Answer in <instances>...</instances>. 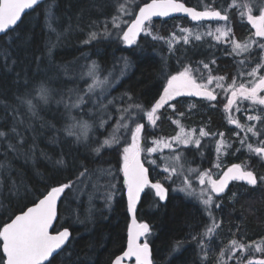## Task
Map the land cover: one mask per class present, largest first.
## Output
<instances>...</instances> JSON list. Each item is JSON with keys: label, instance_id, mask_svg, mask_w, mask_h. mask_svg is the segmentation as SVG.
<instances>
[{"label": "trees", "instance_id": "obj_1", "mask_svg": "<svg viewBox=\"0 0 264 264\" xmlns=\"http://www.w3.org/2000/svg\"><path fill=\"white\" fill-rule=\"evenodd\" d=\"M135 1L136 12L148 0ZM182 1L202 9L198 6L199 0ZM221 2L217 0V3ZM115 4L116 0H45L22 17L14 32L0 37V128L7 131L14 123L23 120V124L17 123V128L24 137L19 153H13L0 144V162L4 161L7 150L10 164V167H0V229L13 216L41 198V193L50 187L76 181L83 171L82 165L91 174L90 178L84 179L83 187L74 185L72 189H66L61 197L54 231L68 227L71 238L59 255H55L52 264H112L127 245L130 217L123 173L119 171L122 167L119 153L115 149H105L97 156L91 150L110 129L107 125L99 130L94 127L89 139L83 142H76L75 137L68 136L63 130L71 121L64 103L57 101L62 97L67 101L69 95L76 92L85 94L91 83V79L84 75L87 67L95 61L102 66L105 74L114 71L112 77L118 79L106 95L101 97L99 92H95L91 96L102 99L105 104L115 97L119 106L123 103L119 98L130 93L133 99L149 108L162 95L166 84L165 73L175 74L182 65H190L194 75L199 69L206 76L208 70L203 68L202 61L209 64L213 76H225L230 83L237 74V61L244 58L229 55L228 44H221L208 36L201 41L190 37L187 44L181 40L170 49L166 40L178 31V27L197 28L198 22H192L187 17L152 20V35L142 34L131 47L114 36L85 43L91 31H96L98 26L102 29L100 22L110 20L115 14ZM94 21L97 22L95 25ZM220 22H199V31H207V25L214 27ZM240 24L237 15L230 13L235 38L243 41L252 32ZM154 36L165 39H153ZM5 51L10 54L7 66L3 58ZM125 59L128 61L126 69ZM212 60L215 64H211ZM197 80L202 81L203 77L198 76ZM41 81L51 90L47 104L37 95L36 89ZM89 97V94L84 95L88 103L71 109V115L94 124L99 113L93 108L91 115L88 114V109L92 107ZM28 99L37 104L36 116L28 111L24 102ZM170 104H174L175 113H183V117L175 115L173 109L166 105L161 109L163 115L157 121L156 129L145 125L146 133H155V137L149 136L150 140L172 134L176 130L173 121L178 118L184 126L194 127L198 132L205 128L212 133L221 130L233 133L231 129L234 125L227 122L224 108L215 101L181 96ZM247 107L249 103L245 102L242 109ZM108 108L113 113L112 123L117 114L112 104ZM210 141V138H205L201 150L192 146L177 150L184 151L192 161V167L206 169L213 154ZM235 142L239 143L238 140ZM13 143H16L15 137ZM200 151H203V156ZM244 151L236 152L235 159L239 156L250 158L256 173L264 175V162ZM169 154V150L162 153ZM60 159H63V165L55 163ZM109 167L116 177L110 209L105 207L100 192H94L92 187L98 178L96 169ZM149 171L151 177L157 175L151 169ZM100 182L104 183L102 178ZM165 187H169L166 201H160L154 196V191L146 189L137 205V218L149 223L152 228L148 243L152 246L153 263L212 264L209 257L203 256L198 242L191 239L193 235L199 236L207 226L208 216L203 205L181 191H173L175 184H165ZM234 192L235 197L232 196ZM232 193L224 198L223 207L216 210L215 215L223 220L218 237L224 242L231 234L238 240L243 235L246 242L264 241V190L259 186L253 188L236 183ZM90 195L94 196L91 204L98 210L94 216L87 214ZM73 209L78 212V218L72 215ZM178 242L179 249L173 251ZM256 254L264 256V253ZM229 264H235V260Z\"/></svg>", "mask_w": 264, "mask_h": 264}, {"label": "snow or ice", "instance_id": "obj_2", "mask_svg": "<svg viewBox=\"0 0 264 264\" xmlns=\"http://www.w3.org/2000/svg\"><path fill=\"white\" fill-rule=\"evenodd\" d=\"M39 2L40 0H0V33L7 36L10 32H14L26 10L33 9ZM134 3L135 0H123V2L116 0L115 14L110 20L100 22L103 25L102 29L98 26L96 31H91L85 43H90L98 38L114 36L131 46L137 43V39L142 33L152 35L153 17H169L174 13H183L191 21L198 22L197 28L182 27L180 36L173 32L171 37L166 40L169 48L171 49L181 40L185 44L190 43V37L195 41H201L205 36L212 37L221 44L229 45V55L244 57L237 61V74L229 83L225 76H213L208 63L201 61L203 68L208 70L206 76H203L199 69L195 70L197 75H194V70L190 65H182L175 74L165 73L166 84L163 86L162 95L149 108H145L143 104L133 99L130 93H125L119 98L120 101H123L119 106L116 105L115 97L105 104L102 99L90 96L92 107L88 109V114L91 115L93 108L99 113L94 124H90L82 117L72 116L71 109L80 108L81 105L88 103L84 95L95 93L96 89L100 88L102 97L106 95L107 88L110 87L109 78L112 74L110 72L105 74L102 66L93 61L84 74L91 79L85 94L81 95L76 92L75 95H69L67 101L63 97L57 101V103H64L71 121L63 130L68 136L75 137L76 142H83L89 139V133L93 132L94 127L99 130L107 125L110 131L107 132L103 140L96 141L97 146L91 150L99 156L105 149H115L122 161L119 171L123 173V185L126 186L127 208L131 213V225L128 228L127 248L121 255L115 257L113 264H125L126 261H133V259L134 264H153L152 252L148 243L152 228L147 222L137 221V205L140 203L141 194L145 192V189L154 191V196L158 197L160 201H166L169 187H165V184L169 186L175 184L176 187L172 189L173 191H181L188 198L195 199L204 206L205 213L211 223L199 236L193 235L191 239L198 242L203 256L207 258L212 250L217 229L222 223L213 216L214 208L218 209L221 206V202L217 198L228 189L229 184L233 181H243L248 186L253 188L259 186L264 190V175H258L247 162L243 165L233 163L226 171L222 170L220 157L226 155L228 149L232 147V144L225 139L223 132L212 133L201 128L197 134L195 128L185 130L181 126L178 134L170 139L152 138L150 140L149 136L155 137V133H146L145 125L147 124L149 129L155 128L157 121L163 115L161 109H164L165 105L173 109L175 115L183 117L184 114H176L175 105L169 103L177 97L196 96L212 102L217 100V95L222 94L226 99V102L221 101V103L224 104L227 122L240 130L235 133L240 137V147L236 148L235 152L246 148L248 153L264 161V74H261L264 71V0H239V2L231 0L227 7L224 6L227 0H222L221 3H217V0H208V2L199 0L198 6L202 10H197L196 6L188 7L179 0H151L150 3H144L142 7H138V15H133L130 9ZM232 9H237L239 17L242 20L246 19L251 28L255 30L243 41L235 38V33L230 25ZM254 10H257L258 14L254 15ZM124 16H130L131 19L125 20ZM206 20L223 21L224 24L215 28L207 25V31H199V22ZM96 23L93 22L94 25ZM109 24H111V28H109ZM122 25H127L126 30ZM52 30L55 31V29ZM153 39L164 40L165 38L154 36ZM9 55L5 51L3 58L6 66ZM211 64H215V60H212ZM127 67L128 61L125 59L124 68ZM198 76L203 77L202 82H197ZM217 89L220 90L219 93ZM36 91L39 100L47 104L51 94L47 85L41 81ZM245 101L250 104L248 108H243V111L248 112L250 108L257 113L246 115V120L254 123L241 124L234 115V113L242 111ZM24 102L27 103L31 115L36 116L37 104H34L32 99ZM109 104L113 105L117 114V119L112 123L110 121H112L113 113L109 111ZM168 118L171 119V117ZM173 122L177 125L180 124L179 118ZM17 123L23 124V120L14 123L7 131L0 128V144L5 145L6 149L13 153H19L24 144V137L18 131ZM241 133H243L242 136ZM249 134L256 139L255 145L248 142ZM13 137H15L16 143H13ZM205 138L215 141L216 162L212 168L192 167V161L188 159L184 151L177 149H187L188 146H192L196 150H201L202 141ZM165 149L169 150V155H162ZM7 150L4 161L0 162V167H10ZM200 155L203 156V151H200ZM55 163L63 165L64 161L60 159ZM82 167L83 171L79 173L76 181L50 187L45 193H41L43 198H38V202H35L32 207H28L22 214L15 215L14 219L2 225V229H0V242H2L0 264H52L55 259L54 254L59 255V250L64 247L71 236V232L66 227L56 231L55 234L51 231L54 224L58 222L57 205L66 189H72L74 185L81 188L84 186V179L90 178L91 174L87 167L83 165ZM150 169L157 174L155 177L150 176ZM213 169L216 170L215 173ZM96 173L98 178L92 185L93 190L100 192L105 207L110 209L111 201L115 195V173L111 167L98 168ZM214 174L216 178H213ZM101 178L104 183L100 182ZM232 196L235 197L236 193H232ZM93 198V195L89 196L90 204L87 209L89 216H94L98 211L91 204ZM71 211L72 215L78 218V212L75 209ZM216 243L220 242L216 241ZM178 249L179 242L173 251ZM237 252L241 253L239 257L236 256ZM246 253L248 258L245 261L244 254ZM256 253H264V241L246 242L242 235L239 240L233 238L228 245L221 247L217 264H229L233 260H235V264H242V262L243 264H264V258H256Z\"/></svg>", "mask_w": 264, "mask_h": 264}, {"label": "rangeland", "instance_id": "obj_3", "mask_svg": "<svg viewBox=\"0 0 264 264\" xmlns=\"http://www.w3.org/2000/svg\"><path fill=\"white\" fill-rule=\"evenodd\" d=\"M135 5H136V1H135V3L134 4H132L131 6H130V9L132 10V12H133V15L135 14V11H134V8H135ZM227 7V6H226ZM253 14L254 15H256V14H258V13H254L253 12ZM125 20H130L131 19V17L130 18H128V16H124L123 17ZM245 21H246V19H244ZM247 22V21H246ZM224 24V22L223 21H221L219 24H217L216 26H214L213 28H215V27H217V26H221V25H223ZM126 26L127 25H122V27L125 29L126 28ZM180 28H182V27H178L177 28V30L178 31H174L176 34H177V36H180V35H182L181 34V32H180ZM187 28H189V27H187ZM206 31V30H205ZM205 31H201V32H205ZM252 33H254V31L252 32ZM124 43V42H123ZM125 44V43H124ZM87 69H88V67H87ZM87 69H86V71H87ZM111 74H114V71L112 72H110ZM107 74V73H106ZM261 74H264V71H262V73ZM118 76V73L116 74V77ZM110 79V87H108L107 88V91L106 92H108V90L110 89V88H112L114 85H115V83H116V81L118 80V79H116V78H113L112 77V75H111V77L109 78ZM116 79V80H115ZM197 82L199 83V82H202V81H199V80H197ZM214 86V85H213ZM210 87H212V86H210ZM101 89L100 88H97L96 89V91L95 92H99V94L101 93ZM217 92L219 93L220 92V90L219 89H217ZM91 94H93V93H89V95L91 96ZM220 96L222 97V101H225L226 102V99H225V97L222 95V94H220ZM173 101V100H172ZM172 101H170L169 103H171ZM245 102H247V103H249L250 104V102H248V101H245ZM221 103V102H220ZM223 104V103H222ZM224 105V104H223ZM166 106V105H165ZM248 108V107H247ZM240 114H239V117L237 116V113H234V115L236 116V118L237 119H239L240 120V122H241V124H247V123H254V122H248L247 120H246V115H255V114H257L255 111H253V110H251L250 108H249V110H248V112H244L243 111V109H242V111L241 112H239ZM181 126H183L184 128H185V130H191V129H193L194 127H186V126H184V124H182V123H180L179 125H177L176 124V130L172 133V134H170V135H163V136H157L156 138H171L172 136H174V135H176V134H178V132H179V128L181 127ZM156 127H157V125H156ZM236 127V126H235ZM257 127H259V125H257ZM154 129H156V128H154ZM203 129H205V128H203ZM236 131H240L239 129H235ZM199 132L197 131V134H198ZM243 135V133H241V136ZM225 139L226 140H228L231 144H232V146L234 147V151H235V149L236 148H238V147H240V145H239V143L237 144L235 141L236 140H238V142H239V139H240V137H238V136H236L235 134L233 135V136H231V137H227L226 135H225ZM248 142H250V143H253L254 145L257 143V141H256V139L254 138V137H252L251 136V134H249V141ZM150 146V145H149ZM245 150V151H247V149L246 148H242V150ZM165 150H167V149H165ZM164 150V151H165ZM244 151V152H245ZM228 153H231V151L228 149V152H227V154ZM246 153H248V151L246 152ZM227 154L226 155H221V157H220V163H221V168H222V170H224V169H226V160H225V158H226V156H227ZM248 154H250V153H248ZM216 162V159H215V161H214V163ZM213 163V164H214ZM122 166V165H121ZM213 166V165H212ZM212 166H211V168H212ZM197 167V166H196ZM213 172L215 173L216 172V170L215 169H213ZM213 178H216V176H215V174H214V177ZM178 191V190H177ZM204 207V206H203ZM216 213H215V208H214V210H213V216L216 218V215H215ZM217 220L219 219V218H216ZM211 223V221H210V219H209V217H208V222H207V226L209 225ZM206 226V227H207ZM234 236V235H233ZM232 236V238L231 239H233L234 237ZM256 242H258V241H256ZM215 243H216V241H215ZM229 243H227V242H224V245H219V246H217V249L215 248V249H213V247H212V250L210 251V253H209V259L211 260V263L212 264H217V257H218V254H219V251H220V249H221V247H224V246H226V245H228ZM214 255H216V256H214ZM241 255V253H239V252H237L236 253V256L237 257H239ZM255 255H257V254H255ZM247 258H248V254L246 253V254H244V260L246 261L247 260ZM225 259H226V257H225Z\"/></svg>", "mask_w": 264, "mask_h": 264}, {"label": "flooded vegetation", "instance_id": "obj_4", "mask_svg": "<svg viewBox=\"0 0 264 264\" xmlns=\"http://www.w3.org/2000/svg\"><path fill=\"white\" fill-rule=\"evenodd\" d=\"M237 2H239V0H237ZM231 3V0H229L228 1V3L227 4H224L225 5V7L226 6H228L229 4ZM232 12H234L235 13V15H237V17H238V21L241 23L240 25H241V27H247V29L248 30H251V32H253V31H255L254 29H252L251 28V25L250 24H248L244 19L242 20L240 17H239V15L237 14V12H238V10L237 9H232V11H231V13ZM254 13H258V11L257 10H254ZM236 18V17H235ZM238 29V28H237ZM234 30V29H233ZM184 97H187V96H184ZM189 97H194V98H197V99H203V98H201V97H196V96H189ZM177 99V98H176ZM223 99H222V97L220 96V95H217V100L215 101V102H217V104L219 103V104H221L222 105V108H224V105L222 104V103H220L221 101H222ZM245 103V102H244ZM243 103V104H244ZM247 103V102H246ZM236 129V127H235V125L233 126V128L231 129V131H233V133H231V132H228L229 130H221V131H217V132H223L228 138L229 137H231V136H233L237 131L235 130ZM217 139H218V137H217ZM212 146V149H213V154H212V157H211V160L209 161V163H207L206 165L208 166L207 168H211V166L213 165V163H214V161H215V159H216V157H215V153H214V147H215V141H213V140H211L210 141V143H209V147H211ZM230 151H231V153H228L227 154V156H226V158H225V160H226V169H224L223 171H226L227 170V168L228 167H230L233 163H241L242 165L245 163V162H247V164L250 166V167H253V168H255V165H253L252 164V162L249 160L250 158H248V157H244V158H241L240 156L238 157L239 159H235V155H236V152L234 151V147L232 146L230 149H229ZM264 162V161H263ZM236 183H244V184H246L245 182H243V181H233V182H231L230 184H229V187H228V189L223 193V194H221V196L220 197H218L217 199L221 202V206H220V208L221 207H223V200H224V198L226 197V196H229L231 193H232V187L233 186H235V184ZM231 192V193H230ZM222 200V201H221ZM219 209V208H218ZM218 209H215V213H216V210H218ZM216 218H219L218 219V221H222V223L220 224V227L217 229V232H216V236L214 237V241H213V243H212V247H213V249H217V246H219L220 244L221 245H224V241L223 240H221V238H219L218 237V235H219V233H220V231H221V229H222V227H223V220L219 217V216H216ZM232 234H231V236L230 237H228V239H227V241H225V242H227V243H229L230 242V240H231V238H232ZM215 241H219L220 243L218 244V243H215ZM218 250V249H217ZM214 256H216V255H214ZM217 257V256H216ZM128 264H134V260L133 261H129L128 262Z\"/></svg>", "mask_w": 264, "mask_h": 264}, {"label": "water", "instance_id": "obj_5", "mask_svg": "<svg viewBox=\"0 0 264 264\" xmlns=\"http://www.w3.org/2000/svg\"><path fill=\"white\" fill-rule=\"evenodd\" d=\"M43 1H45V0H40V2L38 3V5L40 4V3H42ZM151 2V0H148V1H146L145 3H150ZM179 2H183V3H185L184 1H182V0H179ZM144 4V3H143ZM143 4L140 6V7H142L143 6ZM185 5L186 6H188V7H194V6H191V5H188L187 3H185ZM37 6V5H36ZM36 6H34V8L36 7ZM30 10H32V9H30ZM30 10H26V12H25V14L28 12V11H30ZM197 10H202V9H198L197 8ZM25 14H23L22 15V17L25 15ZM135 15H138V9H137V11H136V14ZM173 17H187L185 14H183V13H174L172 16H169V17H153V19H169V18H173ZM188 18V17H187ZM22 19V18H21ZM189 20H190V18H188ZM207 21V20H206ZM193 22V21H192ZM18 24H19V22H18ZM126 28H127V26H126ZM126 28H125V30H126ZM2 35H4V34H2V33H0V37L2 36ZM142 35V34H141ZM140 35V36H141ZM139 39V38H138ZM137 39V40H138ZM126 44V43H125ZM126 46L127 47H131V46H133V45H131V46H129V45H127L126 44ZM147 166V165H146ZM151 176V175H150ZM146 190V189H145ZM143 194L144 193H142L141 194V199H142V196H143ZM63 195V194H62ZM62 197V196H61ZM41 198H43V197H41ZM126 199H127V194H126ZM36 202H38V200L36 201ZM141 202V201H140ZM59 203H60V201L58 202V205H57V208H58V206H59ZM34 205V203L32 204V205H30V206H28V207H32ZM27 207V208H28ZM27 208L26 209H24L23 211H26L27 210ZM23 211H21V212H19V213H17L16 215H19V214H22V212ZM128 212H129V210H128ZM14 217L15 216H13L11 219H14ZM129 217H130V222H129V226H128V228L130 227V225H131V213L129 212ZM136 218H137V214H136ZM11 219L8 221V222H10L11 221ZM137 221H139V219L137 218ZM139 222H141V221H139ZM145 222V221H144ZM54 227H55V224H54V226H53V229L51 230V231H53V233L55 234V232L56 231H54ZM65 228V227H64ZM66 228H68V227H66ZM63 229V228H62ZM61 229V230H62ZM69 229V228H68ZM69 231L71 232V230L69 229ZM70 238H71V236H70ZM70 238H69V240H70ZM68 243V242H67ZM66 243V244H67ZM65 244V245H66ZM65 245H64V247H65ZM149 246H150V248H151V252H152V259H153V251H152V246H151V244L149 243ZM63 247V248H64ZM1 248H2V244H1ZM62 248V249H63ZM126 248H127V245H126ZM126 248L124 249V251L126 250ZM61 249V250H62ZM61 250H59V252L61 251ZM122 254V252L119 254V255H121ZM56 254H54V256H55ZM118 256V255H117ZM256 258H264V256H257ZM134 260V259H133ZM114 261V260H113ZM128 262L129 261H126L125 262V264H128ZM112 264H113V262H112ZM154 264V263H153Z\"/></svg>", "mask_w": 264, "mask_h": 264}]
</instances>
